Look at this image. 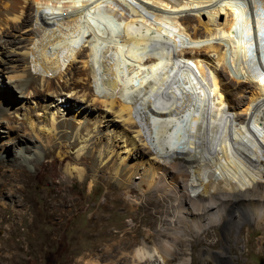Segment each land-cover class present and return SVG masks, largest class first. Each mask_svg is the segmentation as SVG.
Listing matches in <instances>:
<instances>
[{
    "label": "bare ground",
    "instance_id": "6f19581e",
    "mask_svg": "<svg viewBox=\"0 0 264 264\" xmlns=\"http://www.w3.org/2000/svg\"><path fill=\"white\" fill-rule=\"evenodd\" d=\"M8 1L3 6L0 0V49L4 55L0 57V79L3 72H13L7 78L18 92L19 103L12 95L0 96V135L9 139L0 140V218L3 209L11 208L15 217L27 214L28 225H32V219L41 213L26 191L43 173L48 182L43 215L58 218L59 226L64 217L89 209L88 224L103 227L104 210L111 207V199L134 208L149 190L154 203L165 204L166 211L156 226L145 227L141 238L114 246L115 255L129 252L135 257L133 264H190L187 251L193 250V239H200L199 234L210 225L227 224L225 192L237 190L240 184L244 190L253 189L264 170V78L247 86L250 95L245 104L238 91L241 85L232 92L223 78L231 68L229 58L237 57L239 49L255 47V40L250 43V39L257 37L261 24L264 27V0ZM184 10L196 14H182ZM11 21L18 23L11 25ZM7 26L18 32L25 29L27 35L4 38L9 35ZM43 26L46 31L36 39L50 48L34 42L36 31ZM253 28L256 32L251 34ZM49 30L58 40L49 42ZM83 39L79 50L76 46ZM20 44L22 52L13 49ZM261 49L264 51V45ZM64 51L65 56L57 55ZM77 59L83 68L78 73L72 62ZM8 62L13 65L7 66ZM245 66L255 73L253 66ZM196 70L203 77L209 71L208 84L197 80ZM48 72L50 76H45ZM84 77L86 86L79 87L78 80ZM106 77L112 93L106 90ZM152 90L158 91V99L140 98L153 94ZM65 92H74L72 97L82 103H73ZM32 99L37 102L30 107ZM64 104L76 106L75 116L66 112L59 119L63 114L56 113ZM18 111H24L21 119ZM81 111H98V115L90 122ZM105 117L107 122L99 125ZM111 126L116 128L115 135L109 132ZM120 142L124 153L131 148L141 151L147 145L157 165L119 166L125 159L118 151ZM238 145L246 146L247 153ZM184 149L207 151L210 162L219 169L212 180L216 187L213 198L205 197L204 183L169 179L173 173L189 171L188 167L171 170L168 166L172 158L184 157ZM53 151L57 155L48 159ZM47 164L51 165L48 171L44 169ZM135 174H141L139 182L133 179ZM88 177L102 180L107 189L103 205L95 209L71 190L74 179L83 183ZM200 186L202 196H191L185 190ZM130 231L128 227L124 234ZM225 250L222 245L213 253L210 245H204L199 259L204 264L213 254L226 258Z\"/></svg>",
    "mask_w": 264,
    "mask_h": 264
},
{
    "label": "rangeland",
    "instance_id": "374dc122",
    "mask_svg": "<svg viewBox=\"0 0 264 264\" xmlns=\"http://www.w3.org/2000/svg\"><path fill=\"white\" fill-rule=\"evenodd\" d=\"M1 1L3 6H8V4H10V1L8 0ZM15 1L19 4L23 0ZM29 2H32V0H29ZM187 11L189 10L182 11V14H196L194 11H190L191 13ZM182 14L180 12V15ZM200 18L202 22L206 19L203 14L200 15ZM10 23L11 25H14L18 22L11 21ZM8 27L9 26L6 28L4 27L7 34H9L8 36H4V38H12L14 37L13 34L18 35L19 33H22L24 36L27 35L25 29L18 32L12 27ZM258 30L259 33L257 34V37H251L250 39V43L255 40V47L251 48V46H249L250 49L242 52V49H239L238 51L240 52H237V57L232 56L229 58L228 64H231L230 70L225 71L223 74V78L227 82V90L235 92L238 90V87L236 86L241 85V89L238 90L239 95L244 96H238L241 97L240 100L243 104L248 101L247 95H250L247 91V86L252 87L258 80L264 78V51L261 49L264 45V36L262 35L264 34V27L262 24ZM42 31H46V27L43 26L41 30L36 31L34 42L38 44L40 48H50L48 45H46L48 47H45V44L36 39V37L39 38ZM255 32L256 29L253 28L251 34ZM53 36L55 37L53 38ZM56 36L57 35H55V33L53 35L50 30L47 31L48 40L52 39L54 42V40H58ZM185 41L187 42L188 39H185ZM49 42H51V40H49ZM84 43L83 39L79 42L76 48L82 50ZM22 45L23 44H20L19 47L13 49L17 52H22ZM256 47L259 49L255 50ZM85 48L86 47H84V49ZM2 49H0V57H4L1 53ZM49 50L53 51V49ZM66 53L67 52L65 51L63 53L58 52L57 55L62 54V56H65ZM18 57H20V55ZM39 60H41V58ZM16 62L18 61H15L14 64H17ZM72 62L76 67L77 73L83 71V68H81L82 62H80L79 59L72 60ZM246 63L247 66H253L255 73H250L248 70L246 71ZM6 65L11 66L13 63L8 62ZM188 69L191 70V67H188ZM30 70L35 72L36 68L33 69V67H31ZM77 73H75V76ZM10 74L12 75L13 72L2 73L0 79V96L7 97V95H12V97L16 99V102L19 103V101H17L18 92L15 90L12 84L13 82H9L7 78ZM44 75L50 76V73L48 72ZM196 77L197 80L201 81L202 85H204L202 80H204L206 84L209 83V71H206L204 77L197 71ZM60 82H62V79ZM78 82L79 87L86 86L84 84H86L87 79L84 77L81 80H78ZM243 83L246 84L245 87ZM91 85L94 84L91 83ZM105 86L107 92H113L112 86L107 77L105 78ZM87 87L90 88L91 86ZM155 87L161 90L160 83L156 82ZM234 87H236V89H234ZM155 91L158 92L157 90H152L153 94L150 93L148 96H142L140 98L142 100L151 101V99H153V101H155L158 99V95ZM65 95L72 99L73 103H82V101H78V99L72 97L74 96V92H65L64 96ZM231 99L230 102L233 100ZM36 102V100L32 99L29 102L30 104L28 103V106H35ZM23 103L27 104L26 101ZM76 109L77 108L74 104H64L63 106H60L58 109L59 111L56 114H63L59 119L65 118L68 114L75 116L74 112ZM18 112L19 119H21L24 111ZM66 112H68V114H66ZM79 114L91 118L94 115L97 117L98 111H90L88 114L81 111ZM244 116L246 117L247 115ZM95 117L91 118L90 122L95 120ZM116 119L119 120V118ZM82 120L83 119L81 118V121ZM106 122L107 120L105 117L101 122H98V124L104 126ZM236 127L239 128V125ZM110 129L109 132L114 134L116 128L111 126ZM0 140L9 139L8 137H2V135H0ZM137 143L138 145H142L141 141H137ZM119 145L120 146H117L118 151L125 157L124 162L120 163L119 166L126 167L129 164H133V167L139 168L142 166L148 167L150 164L154 166L157 165L154 160L155 154L151 152L147 145L141 146V151H134V149L131 148L127 153L123 152L122 142H120ZM238 146L243 153H247L246 146ZM142 149H145V151H142ZM262 149L264 150V140ZM74 151L75 149L70 152L73 153ZM176 153L180 155L181 150H177ZM183 153V158H172L169 160L168 166L171 170L177 167H188L189 171L173 173V175L169 176V179L173 180L180 177L182 183L193 185L204 183L205 197L208 196L213 198L215 196L214 191L216 187L212 184V180L217 177L219 169L215 168L214 164L210 162L209 153H207V151L191 149H184ZM55 155H57V153L53 151L52 154L48 156V159H51ZM115 157L116 156H114V158ZM50 168L51 165L47 164L44 169L48 171ZM135 175L136 176L133 179L135 182H139L141 174ZM46 178V173H43V175L36 178L34 183L31 184L26 191V194L32 198L37 209L40 211L37 212L41 213L39 217H34L32 219V225H28L30 219L27 214L24 217H15L11 208L3 209V216L0 218V264H124L122 262L123 260L128 261L129 264H133L135 257H133L131 253H125L120 257V255H115L113 247L123 245L126 243L125 241L132 237L141 238L145 227L149 225L156 226L161 220V215L167 209L165 204L160 202L154 203V196L151 195L149 190H147L143 202H140V204L134 208L127 209L122 205V201L111 199V207H107V210H104L105 224L103 227L93 228V226L91 227V225L88 224V221L92 217V212L89 209L75 212L71 218L70 216H66V218L64 217V221H61L64 223L59 226L58 223L60 221L58 218H46L43 215V212H46L47 210V208L44 209V206L46 205H44L45 199L43 197L48 186ZM209 181H211V183ZM74 182V186L69 187H71L73 192L81 195L82 200H86L91 208L95 209L97 205H103L105 201L104 192L107 189L102 180L95 181L92 177H88L83 183L78 179H74ZM254 182L256 185L253 189L246 187V190H244L243 188H245V186L240 184L237 190L234 191L230 189L232 190L231 192H225L228 195V199L226 200L228 212L227 214L225 213V224L226 222L227 224H224L225 226H222V223L210 225L199 234V237H201L200 239H193L192 245L190 246L193 250L188 249L187 251V257L188 260L190 259V264H202L201 259H199V252L200 248L204 245H210L213 253L217 252L222 245L227 249L224 253L226 258L220 259L213 254L211 257L205 259L204 264H264V170L261 174V179ZM81 185L83 187L82 189L79 188ZM201 189V186L194 189L185 188L186 192H189L191 196H202L203 193L201 192ZM112 193L113 197H115V193L113 191ZM248 196L250 197L248 198ZM239 214H241L240 218L237 217ZM7 226L12 228L9 229ZM128 227H130L131 231L124 234ZM13 228H15V230ZM122 241L123 243L119 244ZM145 259L146 257H143L142 260L145 261Z\"/></svg>",
    "mask_w": 264,
    "mask_h": 264
}]
</instances>
